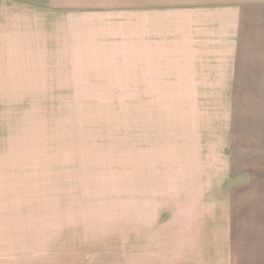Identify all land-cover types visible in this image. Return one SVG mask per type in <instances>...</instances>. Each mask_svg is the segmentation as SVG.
<instances>
[{
    "label": "rangeland",
    "instance_id": "obj_1",
    "mask_svg": "<svg viewBox=\"0 0 264 264\" xmlns=\"http://www.w3.org/2000/svg\"><path fill=\"white\" fill-rule=\"evenodd\" d=\"M146 1L0 82V264H264V0Z\"/></svg>",
    "mask_w": 264,
    "mask_h": 264
},
{
    "label": "crops",
    "instance_id": "obj_2",
    "mask_svg": "<svg viewBox=\"0 0 264 264\" xmlns=\"http://www.w3.org/2000/svg\"><path fill=\"white\" fill-rule=\"evenodd\" d=\"M146 2L0 0V82L65 78L59 72L65 73L68 39L81 38L82 29L90 31L91 40L144 34L146 15L161 17L164 13L163 4Z\"/></svg>",
    "mask_w": 264,
    "mask_h": 264
}]
</instances>
